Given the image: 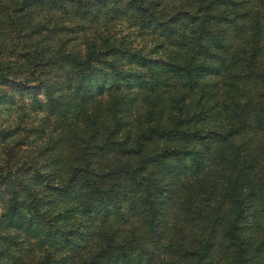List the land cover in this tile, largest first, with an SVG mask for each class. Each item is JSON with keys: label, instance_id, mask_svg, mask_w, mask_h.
<instances>
[{"label": "trees", "instance_id": "16d2710c", "mask_svg": "<svg viewBox=\"0 0 264 264\" xmlns=\"http://www.w3.org/2000/svg\"><path fill=\"white\" fill-rule=\"evenodd\" d=\"M0 264H264V0H0Z\"/></svg>", "mask_w": 264, "mask_h": 264}]
</instances>
